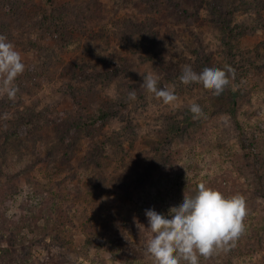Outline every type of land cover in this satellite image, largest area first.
<instances>
[{
  "label": "rangeland",
  "instance_id": "rangeland-1",
  "mask_svg": "<svg viewBox=\"0 0 264 264\" xmlns=\"http://www.w3.org/2000/svg\"><path fill=\"white\" fill-rule=\"evenodd\" d=\"M241 1L0 0V35L25 64L19 77L44 64L53 72L0 104V199L13 193L5 215L21 227L23 207L31 217L28 207L46 198L70 208L60 238L11 226L0 231V253L26 264H155L147 222L133 213L151 202L167 215L183 195L226 175L225 185L246 201L244 231L232 251L199 264H264V7L246 11ZM77 4L92 12L84 14V33L64 46L53 26L69 16L79 26ZM185 65L224 70L229 83L219 95L198 81L183 84ZM148 75L177 100L166 105L143 88ZM192 102L200 113L191 112ZM81 104L111 115L93 131L77 130L62 160L59 134ZM46 109L61 114L65 127L10 135L18 113ZM242 143L253 151L256 185L234 168Z\"/></svg>",
  "mask_w": 264,
  "mask_h": 264
},
{
  "label": "clouds",
  "instance_id": "clouds-1",
  "mask_svg": "<svg viewBox=\"0 0 264 264\" xmlns=\"http://www.w3.org/2000/svg\"><path fill=\"white\" fill-rule=\"evenodd\" d=\"M24 71L21 54L6 36L0 35V94L14 97L18 90L15 82ZM179 80L183 84L201 82L214 95H219L229 83L224 70L207 65L199 71L185 65ZM141 86L166 105L177 100L172 90L158 88L157 80L151 75L143 77ZM135 98L136 92H130L129 99ZM189 108L194 114L201 112L196 102L190 103ZM246 214L243 196L225 197L219 190L200 184L195 194L183 195L182 202L171 207L167 215L156 209L145 210L150 234L146 251L155 264H199L200 257L226 250L239 238Z\"/></svg>",
  "mask_w": 264,
  "mask_h": 264
},
{
  "label": "trees",
  "instance_id": "trees-1",
  "mask_svg": "<svg viewBox=\"0 0 264 264\" xmlns=\"http://www.w3.org/2000/svg\"><path fill=\"white\" fill-rule=\"evenodd\" d=\"M242 5L246 9V11H260L264 7L263 0H242ZM69 8L66 9V12L70 13V11H67ZM77 9L79 10V14L77 15L79 20V26L78 21H74L71 16L65 19H60L61 24L58 26H53L57 30V36L61 37V41L66 45H70L71 42L74 40L72 33H75L77 31L83 32L85 31V22L86 15H84L87 12H92V6H89L87 4H77ZM73 14V13H72ZM185 13L183 12V15ZM26 16V14H23ZM29 15V12H27V16L30 19L31 17ZM220 16V15H219ZM223 18V17H222ZM82 19V20H81ZM77 26V27H76ZM53 29V28H52ZM47 56V55H46ZM21 76V75H20ZM45 76H53V72L48 67L46 68V65L38 66V67H30L29 72H27L26 77L24 79L18 77L15 82V87L18 89L16 92V95L21 98L22 91H29L31 89L30 85L31 83H37L38 80ZM30 80H32L30 82ZM29 82V83H28ZM238 85H241L242 79L239 77L237 79ZM239 85V86H240ZM15 95V96H16ZM14 96V97H15ZM77 96V94H76ZM75 94H72V98L74 99ZM13 98V97H12ZM6 94H0V104H4L5 102H8L10 99ZM78 104V101H76ZM84 106V107H83ZM83 109L81 112L74 114V116L68 117V127L64 130L67 131L66 135H64L63 131L61 132V129L59 128V132H61L59 140L61 143L66 147V150H62L63 152L60 153L59 157L63 160L64 158L67 159L69 154L72 152L74 146H73V140L70 139L71 136L75 135V132L77 130H84L85 132L93 131L99 124L105 123L106 120L110 117L111 113L108 109L103 108H96L90 110L89 108H86L85 105L81 106ZM62 115L59 113H56L54 111H51L49 109H46L43 112H34V111H25L23 113H18L15 116L14 120V131L11 136H15L17 138H21L25 135L29 134H38L40 131L49 128L51 125L56 126L57 123H62V127L64 128L66 123V120L63 121L61 118ZM55 130V128H53ZM57 131V130H55ZM9 136V135H8ZM251 147L246 144L242 143L240 152L235 155L234 160V168L238 172V174L243 177L248 183H251L252 185H256V183L260 182V177L257 176V172L255 171V167L252 166L251 161L253 160L254 154ZM46 161V160H45ZM231 180L226 175H219L215 177L212 181H209L208 185L206 187H210L214 190H219L224 194L225 197H231L234 195V188L228 187L227 184ZM15 188V185H12L10 189ZM13 196L12 191H8L5 196ZM5 196H2L0 199V207L4 205L3 209L0 208V231L6 230L8 227H15L18 231H21L22 228H28L31 230L32 233L40 235V232H42V235L45 236H55L57 238H60V232L62 231L63 226L67 225L69 220V212L70 208L66 206V204H62L61 206L58 205L60 203L56 200H49V198H46L40 202L39 207L37 206H31L29 211L32 212V216L28 217L26 215V209L23 207V215L20 218L19 222L22 223V226L19 227L17 221L14 219L12 221H9L7 219V216L5 215V207L7 206L8 200ZM12 200V199H10ZM150 207L143 208L140 211L134 212V219H139L142 221H146L147 219L145 217V210L148 209H156L161 212V206H157L156 203H149ZM66 220V221H65ZM39 222H43V226H39ZM3 236L1 235L0 238ZM42 238V239H43ZM227 251H232V248L226 249ZM10 254L7 250L3 249L0 253V264H26L25 262H20L16 259L14 260H8Z\"/></svg>",
  "mask_w": 264,
  "mask_h": 264
}]
</instances>
